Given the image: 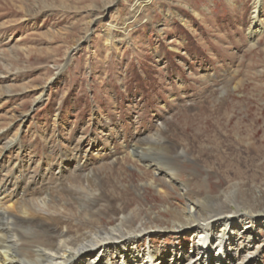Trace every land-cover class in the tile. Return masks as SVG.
Listing matches in <instances>:
<instances>
[{
	"label": "rangeland",
	"instance_id": "obj_1",
	"mask_svg": "<svg viewBox=\"0 0 264 264\" xmlns=\"http://www.w3.org/2000/svg\"><path fill=\"white\" fill-rule=\"evenodd\" d=\"M161 137L196 158L178 169L199 197L238 184L264 211V0H0V147L19 145L0 153V180L21 158L53 185L63 157L87 170ZM130 164L119 172L136 185ZM144 202L163 215L151 229L171 228L155 193ZM191 236L153 230L135 245L169 260ZM249 264H264V244Z\"/></svg>",
	"mask_w": 264,
	"mask_h": 264
},
{
	"label": "bare ground",
	"instance_id": "obj_2",
	"mask_svg": "<svg viewBox=\"0 0 264 264\" xmlns=\"http://www.w3.org/2000/svg\"><path fill=\"white\" fill-rule=\"evenodd\" d=\"M257 7L252 13L254 24ZM254 24L249 36L262 29ZM143 145H135L131 154L98 159V165L87 170L80 158L63 157L69 175L59 176L53 185L45 176L29 177L20 158L17 170L6 171L0 180V264H110L106 257L114 259L112 264H249L264 244V237L260 238L264 211L246 208L238 184L216 197H199L193 190V175L184 178L178 169L181 162L198 165L196 158L167 137ZM14 147L19 145L6 142L0 153ZM85 154H80L82 160H87ZM72 160L74 166L67 168ZM127 160L138 174L136 185L130 181L134 175L119 172ZM64 169L58 165L55 174ZM129 185L135 196L131 202L123 198L128 192L124 186ZM171 190L181 199L180 207L166 202ZM148 193L158 196L171 228L151 229L163 215L144 202ZM182 229L193 237L185 257L174 250L164 260L157 248L139 250L135 245L153 230Z\"/></svg>",
	"mask_w": 264,
	"mask_h": 264
}]
</instances>
